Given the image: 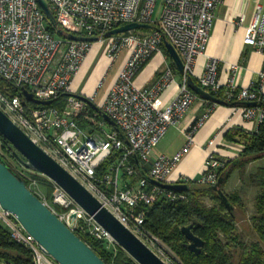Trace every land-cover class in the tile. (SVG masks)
Masks as SVG:
<instances>
[{"label":"built area","instance_id":"built-area-1","mask_svg":"<svg viewBox=\"0 0 264 264\" xmlns=\"http://www.w3.org/2000/svg\"><path fill=\"white\" fill-rule=\"evenodd\" d=\"M44 1L55 19L54 26L60 28L64 36L50 33V23L37 0H0V77L20 88V92L26 89L33 98L51 103L25 105L20 94L0 91V110L119 223L163 262L173 264L172 255L166 252L169 248L144 228V208L159 199L174 201L185 196L183 192L162 189L147 180L187 183L196 179L200 184L211 186L217 181L216 169L228 159L209 152L197 178L173 179L171 175L188 151L194 132H185L186 143L175 154L166 156L154 152L168 128L174 126L198 98L187 86L188 77L195 78L198 86L210 94L227 87L228 99L237 87L234 74L226 84H220L216 59L207 60L200 75L196 76L194 71L196 59L204 53L215 9L221 0ZM249 1L253 2V12L243 28L242 44L264 56V0H243L244 10L237 12L230 22L236 26L244 24ZM156 4H159V15L153 18ZM127 23L148 24L150 28L106 35L109 30ZM67 34L96 40H71ZM164 40L181 59L180 79H176L160 47ZM92 44L103 46L110 65L125 52L122 66L100 101H96L95 92L84 96L87 100H83L71 88L72 79ZM155 53H160L164 59L161 76L150 86H137L136 73ZM230 69L235 72L238 66L232 65ZM172 83L176 84V92L169 102L162 104L160 94ZM100 85L101 82L97 86ZM262 94L263 68L258 77L240 87L237 94L238 100L245 104L255 102V106L230 108L241 120L257 125L264 118V109L256 106ZM102 115L107 116L115 128ZM206 117L204 115L197 123V129ZM2 146L0 141V156L4 159ZM16 163L15 174L28 182L29 190L69 230L82 240L100 241L114 255L117 244L91 215L60 186L41 175L49 183L47 196L46 188L35 176L38 173L25 169L17 160ZM104 163L106 166L98 172ZM138 168L144 169L146 178L138 175ZM0 224L14 241L29 250L33 264H57L1 206Z\"/></svg>","mask_w":264,"mask_h":264},{"label":"trees","instance_id":"trees-1","mask_svg":"<svg viewBox=\"0 0 264 264\" xmlns=\"http://www.w3.org/2000/svg\"><path fill=\"white\" fill-rule=\"evenodd\" d=\"M48 30L54 36L62 37L65 35L60 31V28L51 24H48ZM160 47L165 54L163 44ZM166 61L174 75L180 79L181 74L177 72L172 61L168 57ZM262 68L264 69V60ZM161 74L162 71L157 79ZM191 79L198 85L195 78L191 77ZM239 90L240 87L238 86L234 88L231 91L232 97L229 99L226 97V93L229 91L227 87H221L212 95L228 107L246 106L243 101L237 99ZM0 91L9 95L20 94V88L15 87L1 77ZM24 102L25 105L35 106L26 101ZM256 106L264 109V94L258 96ZM208 114L209 110L195 118L186 131L195 132L197 123L204 115L208 116ZM224 136L228 141L243 146L237 157L223 161V166L216 169L217 179L222 178L220 190L226 196L228 204L232 207L231 209L225 207L216 191L211 190L208 185L198 183L196 179L187 181L189 188L183 192L185 199L174 201L159 199L151 206H145L144 208V228L169 248L174 259L178 261L174 264H264V168H259L248 175L249 184L254 187L255 191L253 196L254 211L249 218V222L253 233L257 237L256 241L246 242L238 231V220L245 213V205L242 200L243 192L241 190L225 191V186L235 170H241L247 163L264 156V118L257 124L253 132H246L240 127H235L225 132ZM0 140L3 143V152L9 153V157L16 162L8 142L1 135ZM5 148L8 149L4 150ZM4 158L8 166L10 165L14 171L8 156L5 155ZM132 161L136 163L134 159ZM105 164L101 165L98 172L106 166ZM136 166L138 167L137 164ZM137 172L140 177L146 178L144 169L140 170L138 168ZM35 176L46 188V194L49 196L48 180L39 174H35ZM147 181L150 183L149 179ZM24 182L28 184L26 180ZM206 200H208L207 203ZM189 223L192 224L191 231L193 234L204 242L198 254L187 250L185 247L186 240L180 231L183 225ZM84 240L106 264H137L118 245H116V251L113 255L100 241L87 238H84ZM0 260L7 264H33L29 250L14 241L8 230L1 224Z\"/></svg>","mask_w":264,"mask_h":264},{"label":"water","instance_id":"water-1","mask_svg":"<svg viewBox=\"0 0 264 264\" xmlns=\"http://www.w3.org/2000/svg\"><path fill=\"white\" fill-rule=\"evenodd\" d=\"M40 8L45 13L49 23L55 25V19L44 0H37ZM148 24L127 23L109 30L106 35L111 36L139 29H149ZM62 32V30H60ZM71 40H85L94 42L95 37H82L67 34ZM164 49L174 64L176 70L182 73V62L172 47L163 41ZM189 89L204 100L214 104L222 101L206 90L196 85L187 78ZM20 95L25 101L40 105H49L50 101H40L33 98L26 89ZM87 100L84 96H78ZM247 106H255V102H246ZM102 118L111 126L113 122L105 115ZM0 135L8 142L11 153L15 159L27 170L33 171L50 179L60 186L87 214L103 227L113 238L115 243L137 264H166L145 244L119 223L80 183L62 169L51 157L35 145L1 110H0ZM150 183L166 190L184 192L188 190L187 183H160L150 180ZM222 178L219 177L214 185L209 188L219 194L221 201L227 209L226 196L221 192ZM0 206L9 211L41 245L47 254L57 264H106L99 255L74 232L60 221L27 187L24 180L17 176L0 156ZM192 224L180 228L188 251L198 254L203 246V240L191 231Z\"/></svg>","mask_w":264,"mask_h":264},{"label":"crops","instance_id":"crops-1","mask_svg":"<svg viewBox=\"0 0 264 264\" xmlns=\"http://www.w3.org/2000/svg\"><path fill=\"white\" fill-rule=\"evenodd\" d=\"M242 10H244L243 0H221V3L217 5L215 19L209 32L204 53L196 59L194 65L196 76L201 74L207 60L216 59L218 61L217 78L222 85L226 84L232 74L235 75L234 81L238 87H245L258 77V73L262 69L264 56L251 47L242 44L243 28L249 23L253 12V2L249 1L245 9V22L242 26H236L230 22V19ZM164 55L168 57L167 53ZM120 56L121 58L115 65L109 82L100 98L96 101L102 100L105 96L116 72L122 66L125 52L120 53ZM164 64L163 56L160 53L153 54L139 68L134 78L135 84L137 86H150L156 81L164 68ZM99 65H103V69L100 75L95 77L94 73ZM112 65L109 64V59L104 52L103 46L92 44L72 79L71 88L73 92L79 96H90L94 92L97 93L98 88L101 86L98 87V83L101 82L102 84L104 77ZM232 65L238 66L235 72L230 69ZM175 92L176 84L172 83L161 92L159 97L160 102L166 104L171 100ZM207 110H209L208 116L192 135L188 151L176 165L171 178L175 179L179 176L188 179L197 178L209 152L228 159L237 157L242 150L241 144L228 141L224 136L225 132L235 127H240L246 132H253L257 127L255 123L241 120L239 114L234 112L232 108L222 103L214 104L198 97L182 114L177 123L168 128L167 134L165 133L167 137L163 136L162 139L166 138L158 142L154 150L155 154L171 156L179 151L186 143V129L195 118ZM160 142V147H158ZM259 168H264V156L247 163L241 170H235L225 186V191L226 189L229 192L241 190L244 193L245 185L251 186L248 175L254 173ZM191 173L192 175H190ZM234 178H237L239 185L235 186L232 183ZM243 182H245L244 185L242 184Z\"/></svg>","mask_w":264,"mask_h":264},{"label":"rangeland","instance_id":"rangeland-1","mask_svg":"<svg viewBox=\"0 0 264 264\" xmlns=\"http://www.w3.org/2000/svg\"><path fill=\"white\" fill-rule=\"evenodd\" d=\"M158 5L159 4H156V6H155L154 13H153V18L158 17V15H159V6ZM120 58H121V56H119L115 60L114 65H112V67L110 68V70L108 71V73L106 74V76L104 77L103 82H102L101 86L98 88V91L96 93V100L100 98V96H101L104 88L106 87L107 83L109 82V80L111 78V75H112V73H113V71L115 69V65L119 62ZM164 136H166V135H164ZM166 137H164V139ZM164 139H162V140H164ZM161 142L159 143V146L158 147H160ZM1 143H2V141H1ZM4 150H7V148H5ZM2 153H3L4 156L5 155L8 156V159H9V161L11 163V166L13 168H17V163L15 162L14 159H12V158L9 157V155H8L9 153L8 154H7V152L4 153L3 150H2ZM232 183L235 186L239 185V183L237 181V178H234V180L232 181ZM242 184L244 185L245 182H243ZM245 186H246V188L244 189L245 192L242 195V198H243L242 200H243V203L245 205V213L241 215L240 219L238 220V223H237L238 225L237 226H238V231L240 232V234L244 238V240L246 242H251V241H256L257 240V237L253 233V231L251 229V226H250V222H249V218L253 214V211H254V207H253V196H254L255 191H254V187L251 188V186H247V185H245ZM226 191L229 192L228 189H226ZM207 202H208V200H206V203ZM169 251L166 249V252H168L170 255H172L171 254L172 252L171 251L169 252ZM172 259H173L172 261L174 263H176L173 255H172ZM0 264H7V263H5L3 260H0Z\"/></svg>","mask_w":264,"mask_h":264},{"label":"bare ground","instance_id":"bare-ground-1","mask_svg":"<svg viewBox=\"0 0 264 264\" xmlns=\"http://www.w3.org/2000/svg\"><path fill=\"white\" fill-rule=\"evenodd\" d=\"M102 69H103V65H99L97 68H96V70H95V77H98L99 75H100V73H101V71H102ZM190 175H192V173L190 174Z\"/></svg>","mask_w":264,"mask_h":264},{"label":"flooded vegetation","instance_id":"flooded-vegetation-1","mask_svg":"<svg viewBox=\"0 0 264 264\" xmlns=\"http://www.w3.org/2000/svg\"><path fill=\"white\" fill-rule=\"evenodd\" d=\"M4 160H5V158H4ZM6 161V160H5ZM9 167H10V165H9ZM10 169H11V167H10Z\"/></svg>","mask_w":264,"mask_h":264}]
</instances>
